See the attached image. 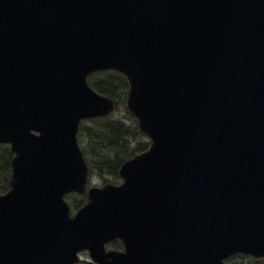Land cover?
I'll list each match as a JSON object with an SVG mask.
<instances>
[{
	"label": "water",
	"instance_id": "obj_1",
	"mask_svg": "<svg viewBox=\"0 0 264 264\" xmlns=\"http://www.w3.org/2000/svg\"><path fill=\"white\" fill-rule=\"evenodd\" d=\"M98 70L126 76L152 143L70 216L78 124L115 107ZM0 142L16 154L0 264L264 257V0H0ZM116 237L125 251L105 253Z\"/></svg>",
	"mask_w": 264,
	"mask_h": 264
},
{
	"label": "trees",
	"instance_id": "obj_2",
	"mask_svg": "<svg viewBox=\"0 0 264 264\" xmlns=\"http://www.w3.org/2000/svg\"><path fill=\"white\" fill-rule=\"evenodd\" d=\"M89 82L100 93L116 99L119 105L124 103L128 85L120 73L99 72L92 75ZM127 114V122L112 117L97 118L84 122L80 128L79 142L91 171L98 173L104 181L116 179L120 165L149 144L135 119ZM11 157L9 148L0 145V192L8 187Z\"/></svg>",
	"mask_w": 264,
	"mask_h": 264
},
{
	"label": "flooded vegetation",
	"instance_id": "obj_3",
	"mask_svg": "<svg viewBox=\"0 0 264 264\" xmlns=\"http://www.w3.org/2000/svg\"><path fill=\"white\" fill-rule=\"evenodd\" d=\"M82 194H86V192H84ZM86 198H87V194H86ZM106 248L107 249H113V250H122L123 246H122V242L120 240H114V241L106 244ZM80 254L88 255V252L82 250V251H80Z\"/></svg>",
	"mask_w": 264,
	"mask_h": 264
},
{
	"label": "rangeland",
	"instance_id": "obj_4",
	"mask_svg": "<svg viewBox=\"0 0 264 264\" xmlns=\"http://www.w3.org/2000/svg\"><path fill=\"white\" fill-rule=\"evenodd\" d=\"M116 115H117V112L114 113V116H116ZM252 263L254 264L255 262L252 261Z\"/></svg>",
	"mask_w": 264,
	"mask_h": 264
}]
</instances>
